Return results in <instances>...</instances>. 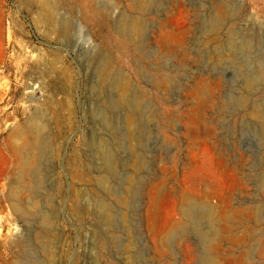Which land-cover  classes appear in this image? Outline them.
I'll return each mask as SVG.
<instances>
[{"label": "rangeland", "instance_id": "1", "mask_svg": "<svg viewBox=\"0 0 264 264\" xmlns=\"http://www.w3.org/2000/svg\"><path fill=\"white\" fill-rule=\"evenodd\" d=\"M60 3L0 0V264H264V0Z\"/></svg>", "mask_w": 264, "mask_h": 264}, {"label": "bare ground", "instance_id": "2", "mask_svg": "<svg viewBox=\"0 0 264 264\" xmlns=\"http://www.w3.org/2000/svg\"><path fill=\"white\" fill-rule=\"evenodd\" d=\"M26 1L28 3L29 7L32 6L34 8L32 10V12L35 13V16L38 15L37 16L38 22L36 21L37 24H39L41 27L45 28L47 30L48 34H50V35H52V34L57 35L58 34L59 37L60 36L66 37L68 35L70 28H69L67 22L65 21V19L63 17H60V13H59V10L61 7L60 6L61 0H26ZM75 1L78 2L79 0H75ZM88 2L93 6L97 5L96 0H88ZM133 28H135V27H133ZM55 61H57V60H55ZM262 66L263 65H261V67ZM46 68L48 70H54L55 68H57L56 63H54V62L48 63L46 65ZM259 76H260V78L264 79V71L263 70L260 72V74H258V77ZM121 90H122L123 94L126 92V90H127V83L126 82L123 83ZM259 120H260V118H259ZM261 121L264 124V113L261 116ZM40 127L41 126L39 125L38 122L32 123V130L35 133H37V131L40 129ZM41 128H43V127H41ZM14 131H16V130H14ZM35 137L36 138L31 141L28 138L25 130L20 129L16 132L17 144H15L14 149L16 152H18L20 155L23 156V160L27 159V161H28L22 169L23 173H25L26 170L28 171V169L31 167L30 164L35 162L34 160L37 159V156H38L37 151H39V153H40V152H44V150H45V146L47 143L43 142V140L38 139L37 135ZM16 140L14 139V142ZM12 145H13V143H12ZM32 147L36 148L37 151L35 150L36 151L35 152L33 150L34 152L32 153L31 152ZM37 170H39V169H37ZM23 190H25V189H23ZM21 193L22 192L20 190H14L12 195L15 198V197L20 196ZM185 210H186V212H184L185 216H186L185 218H187L189 220L192 219L193 213L195 211L194 205L190 204ZM210 211L207 209V211H203L202 213L200 212L201 214H199V219H204L205 217H208L207 220L211 219V220H209L210 229H209L208 233L203 234V248H204V250L208 251L211 256L208 257L207 259H203L202 264H228L232 261L234 262L235 260L232 257H228V258L221 257V255L218 253L219 252L218 242H220V239L223 237V229L227 226L228 223H230V221L235 220L238 217V213L236 211H230L231 213H229V211H228L229 214H227L225 217L223 216V218H221V220H222L221 222L223 223V227H224L222 229V228H219V225H218V224H220V222L217 221L218 215H217V218L215 219V217H214L215 215L213 216L212 213H211V215H209ZM181 228H182V226L178 228V231ZM227 234H228V238H230L233 241H235V240L236 241H243L244 240L242 238H241L242 240H239V238L237 236H235V234L232 232L227 233ZM240 264H244V263L240 261Z\"/></svg>", "mask_w": 264, "mask_h": 264}]
</instances>
